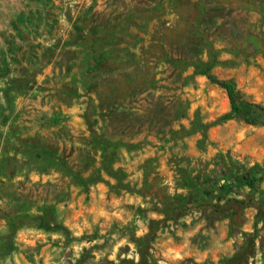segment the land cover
Segmentation results:
<instances>
[{
  "label": "rangeland",
  "instance_id": "obj_1",
  "mask_svg": "<svg viewBox=\"0 0 264 264\" xmlns=\"http://www.w3.org/2000/svg\"><path fill=\"white\" fill-rule=\"evenodd\" d=\"M200 64L264 105V0H0V264H264V124Z\"/></svg>",
  "mask_w": 264,
  "mask_h": 264
},
{
  "label": "trees",
  "instance_id": "obj_2",
  "mask_svg": "<svg viewBox=\"0 0 264 264\" xmlns=\"http://www.w3.org/2000/svg\"><path fill=\"white\" fill-rule=\"evenodd\" d=\"M213 65L200 64L197 66V72L226 92L230 103V113L224 118L230 119L236 116H243L245 123L248 125L258 126L261 122L264 124V105L258 102L242 100L234 81L221 80L212 74ZM239 181L250 186L256 184L255 179H248L247 177H241Z\"/></svg>",
  "mask_w": 264,
  "mask_h": 264
},
{
  "label": "crops",
  "instance_id": "obj_3",
  "mask_svg": "<svg viewBox=\"0 0 264 264\" xmlns=\"http://www.w3.org/2000/svg\"><path fill=\"white\" fill-rule=\"evenodd\" d=\"M37 4L42 3L43 0H35ZM42 12L40 7L28 8L26 10H22L17 13L14 19L11 21L12 31L11 33H6L4 42L8 44L10 47H18V44L26 43L28 38L27 35L30 32V28L36 26L40 28V23L42 20L39 16H42Z\"/></svg>",
  "mask_w": 264,
  "mask_h": 264
}]
</instances>
